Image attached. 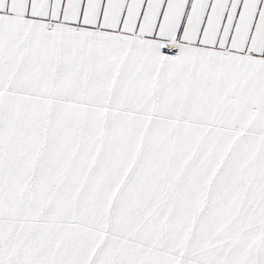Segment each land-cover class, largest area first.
<instances>
[{
    "label": "snow or ice",
    "instance_id": "obj_1",
    "mask_svg": "<svg viewBox=\"0 0 264 264\" xmlns=\"http://www.w3.org/2000/svg\"><path fill=\"white\" fill-rule=\"evenodd\" d=\"M0 264H264V0H0Z\"/></svg>",
    "mask_w": 264,
    "mask_h": 264
}]
</instances>
